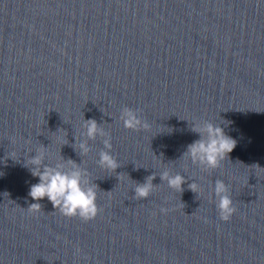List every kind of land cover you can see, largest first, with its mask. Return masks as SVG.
<instances>
[{
	"label": "water",
	"instance_id": "95a60500",
	"mask_svg": "<svg viewBox=\"0 0 264 264\" xmlns=\"http://www.w3.org/2000/svg\"><path fill=\"white\" fill-rule=\"evenodd\" d=\"M125 106L151 127L125 128ZM84 119L110 133L119 180L97 164L100 137L74 149ZM202 121L237 141L217 169L182 157ZM41 144L46 163L83 162L96 218L29 196L39 178L25 161ZM164 170L199 195L169 188ZM217 179L237 209L227 222ZM0 264H264V0H0Z\"/></svg>",
	"mask_w": 264,
	"mask_h": 264
},
{
	"label": "clouds",
	"instance_id": "9594fccd",
	"mask_svg": "<svg viewBox=\"0 0 264 264\" xmlns=\"http://www.w3.org/2000/svg\"><path fill=\"white\" fill-rule=\"evenodd\" d=\"M139 110L125 106L121 110L120 120L127 129L147 130L151 125L139 116ZM82 130L75 135L74 149L80 156H85L92 151L89 141L101 138L103 148L100 149L97 164L106 170L116 172L121 166L112 154L111 135L96 119H84ZM60 130V129H59ZM58 130V131H59ZM191 130L198 133L200 138L187 146V150L182 157H189L192 164L200 166L204 170L217 169L225 159H229V154L237 146V141L225 133L220 124L211 121L193 122ZM64 139V145L69 141ZM47 147L42 145L36 150L34 156L27 155L25 167L29 168L34 177L39 178V182L31 185L29 196L40 201L43 198L52 203L54 208L66 217H79L84 221L96 218L100 212L97 204L100 188L92 179L87 168L82 167V163H77L72 159H65L62 155L56 163H46L49 153ZM8 156L14 160L12 154ZM117 173V172H116ZM122 173H117L118 180ZM157 175L153 172L145 177L144 182H137L134 188V199H147L153 193L158 184L154 183ZM161 181L166 182L168 187L180 193L184 191V185L188 183V178L181 173H171L164 170L159 175ZM188 188L199 195V186L194 181L188 183ZM217 200L219 218L222 221H229L237 212L230 194V187L223 180L217 179L213 189ZM42 205L31 203L27 208L30 213L40 211ZM162 213H167V208L161 207Z\"/></svg>",
	"mask_w": 264,
	"mask_h": 264
}]
</instances>
